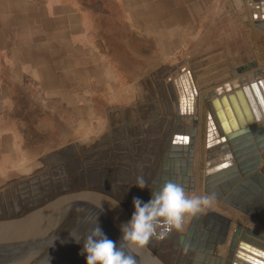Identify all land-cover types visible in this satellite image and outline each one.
<instances>
[{
	"label": "crops",
	"instance_id": "1",
	"mask_svg": "<svg viewBox=\"0 0 264 264\" xmlns=\"http://www.w3.org/2000/svg\"><path fill=\"white\" fill-rule=\"evenodd\" d=\"M190 1L0 0V172L42 142L80 141L86 129L103 136L109 122H133L126 110H144L142 124L159 133L174 126L165 94L176 101V75L162 80V61L193 26L192 16L179 17L182 9L191 14ZM257 49L230 66L232 82L238 66L264 70V48Z\"/></svg>",
	"mask_w": 264,
	"mask_h": 264
},
{
	"label": "water",
	"instance_id": "2",
	"mask_svg": "<svg viewBox=\"0 0 264 264\" xmlns=\"http://www.w3.org/2000/svg\"><path fill=\"white\" fill-rule=\"evenodd\" d=\"M256 1L264 11V0ZM231 75L238 80L204 95L208 108L205 191L264 227V70L254 63L238 66ZM179 78L174 79L178 84ZM187 90L188 96L181 90L182 112L188 110L190 128L187 131L177 118L153 176L151 193L159 192L167 182L183 186L186 192L196 189L194 157L202 122L197 115L192 117L194 94L191 88ZM97 215L106 236L119 246L121 226L132 215L121 202L99 190L60 193L18 215L0 216V264H86V254H80L83 238L96 226ZM233 222L212 209L192 217L179 235V245L194 253L191 264H264V252L250 238L264 236L238 223L230 238ZM156 241L162 240L152 239ZM120 243L136 264H166L152 243L142 249ZM227 244L225 259L217 254L219 246Z\"/></svg>",
	"mask_w": 264,
	"mask_h": 264
},
{
	"label": "rangeland",
	"instance_id": "3",
	"mask_svg": "<svg viewBox=\"0 0 264 264\" xmlns=\"http://www.w3.org/2000/svg\"><path fill=\"white\" fill-rule=\"evenodd\" d=\"M181 1L185 0H179ZM190 2L194 6L193 13H186L185 9H182L179 17L184 16L188 19L192 16L193 26L190 31L179 32L185 37L184 42L178 46L176 54L163 59L161 72L164 76L162 80L166 81L171 80L173 75L190 70L197 83V111L192 113V117L196 114L202 126L197 137L194 157L196 189L187 193L209 195L205 191L208 108L204 95L227 81L233 83L238 80L234 79L232 82L228 70L243 52L248 51L251 56H255L258 47L264 48V13L257 8L256 0H191ZM213 7L217 9L213 10ZM164 84L168 86L165 82ZM162 86H164L163 82ZM146 96V100L151 102L150 95ZM165 96L169 99L166 98L173 119L177 121L180 117L181 124L190 122L189 112L178 115L177 110L172 111V104L175 105L176 102L170 94ZM143 112L144 110L141 109L126 110V114H133L135 120L131 122L122 119L123 123L119 121L117 125L109 122L102 131L103 136L90 135L89 130L86 129L83 130L80 141H57L50 145L42 142L41 144L45 146L41 149L16 152L11 161L12 165L10 163V167L0 172V214L5 210L13 212L15 207L36 198L45 201L50 198L48 195L52 196V193L59 195L68 191L73 192L79 186L80 189L99 190L114 197L127 207L132 215L135 211L133 197H139L145 203L151 199V182L166 146L169 145L170 132L172 134L173 130L169 125L167 133H159L158 125H143L144 121L141 118ZM138 115L140 118L137 120ZM26 146H29V143H22V147ZM20 153L26 155L17 156ZM75 165L78 167L76 170L81 171L77 175L70 170L75 168ZM141 176L148 185L143 190L135 185L137 178ZM31 196L34 199H31ZM208 209L234 220L230 238L238 223L264 236V227L257 220L237 212L223 201L214 198L212 206L202 213H206ZM191 220L192 218L185 223L184 231ZM180 233L173 231L160 242L150 241V245L151 243L153 245L152 249L166 264L192 262L193 251L179 245ZM228 247L229 244L220 245L217 255L222 254L227 259Z\"/></svg>",
	"mask_w": 264,
	"mask_h": 264
},
{
	"label": "clouds",
	"instance_id": "4",
	"mask_svg": "<svg viewBox=\"0 0 264 264\" xmlns=\"http://www.w3.org/2000/svg\"><path fill=\"white\" fill-rule=\"evenodd\" d=\"M141 190L148 187L143 177L135 184ZM213 195H189L183 186L167 182L159 192H152L148 202L133 197L135 211L130 221L121 226L120 242L130 248H144L153 238L165 239L173 230L183 232L185 223L212 206ZM96 226L86 235L81 255L86 264H136L135 258L123 251V245L109 239L95 217ZM73 236V233H71ZM80 243L79 238H75Z\"/></svg>",
	"mask_w": 264,
	"mask_h": 264
},
{
	"label": "bare ground",
	"instance_id": "5",
	"mask_svg": "<svg viewBox=\"0 0 264 264\" xmlns=\"http://www.w3.org/2000/svg\"><path fill=\"white\" fill-rule=\"evenodd\" d=\"M259 4H260V10H261V12H263L264 13V11H263V9H262V4H261V2H259ZM184 72L182 71L179 75H177L176 74V77H180L179 78V84L178 83H176L175 81H172V83H171V85H172V87L175 89V94H176V101H177V104H176V107H175V110H177L176 112H177V114L178 115H181L180 113H182V96H181V90L182 91H184V93H185V95L186 96H188V90H187V88L188 89H190L191 88V90H192V92H193V94H194V100H195V98H197V96H196V90L198 91V86H197V83H196V81H195V79H194V76H193V74L191 73V71H188V72H185L186 74L185 75H183L182 76V74H183ZM175 77V76H174ZM175 79V78H174ZM170 85V86H171ZM217 89V88H216ZM198 95V94H197ZM174 99V98H173ZM175 101V102H176ZM194 111V110H193ZM187 112H188V110H187ZM175 113V112H174ZM185 117V116H184ZM179 118V120H181L180 119V117H178ZM181 118H183L182 116H181ZM176 120V119H175ZM175 122V121H174ZM181 122V121H180ZM182 123V122H181ZM171 124V123H170ZM173 127V126H172ZM167 133V132H166ZM164 135V134H163ZM165 136V135H164ZM73 166V165H72ZM76 167H77V165H75ZM72 168V169H70V170H72L71 172H73V173H75V175H77V174H79L81 171L80 170H76V169H78V167L77 168ZM76 177H78V176H76ZM74 178H75V176H74ZM78 183H79V179H78ZM86 187V186H85ZM50 188V187H49ZM80 188L81 187H77V190H80ZM49 190V189H48ZM15 191V190H14ZM58 194H56V193H52V196H50V195H48L50 198H53V197H56ZM49 198V199H50ZM31 199H34L32 196H31ZM49 199H46L45 201H41L39 198H38V200H37V198L36 199H34V200H30V201H28V202H26V203H24V204H22V205H19L18 207H15V209H14V211L13 212H10L9 210H5V212L3 213V214H0V216H14V215H18V213H22V212H25V211H28V210H30L31 208H34V207H36V206H38V205H40V204H42V203H44V202H46V201H48ZM6 209H7V207H6ZM10 209V208H9ZM12 210H13V208H12ZM21 210V211H20ZM1 211V210H0ZM177 233V232H176ZM250 237V236H249ZM252 240H254L255 242H257V246L256 247H258L262 252H264V248L262 247V246H264V242L261 240V239H258V238H256V237H254V236H251L250 237ZM177 239V238H176ZM260 245V246H259ZM235 258H236V256H235ZM262 258V257H261ZM264 258V257H263ZM234 260V259H233ZM263 260V262H264V259H262Z\"/></svg>",
	"mask_w": 264,
	"mask_h": 264
},
{
	"label": "built area",
	"instance_id": "6",
	"mask_svg": "<svg viewBox=\"0 0 264 264\" xmlns=\"http://www.w3.org/2000/svg\"><path fill=\"white\" fill-rule=\"evenodd\" d=\"M256 3H257V8L260 10V7H259V2H257V1H256Z\"/></svg>",
	"mask_w": 264,
	"mask_h": 264
}]
</instances>
